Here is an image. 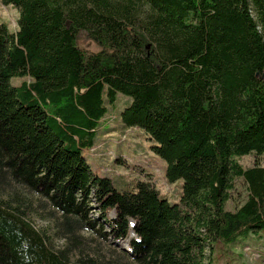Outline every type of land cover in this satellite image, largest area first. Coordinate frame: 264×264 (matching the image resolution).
<instances>
[{
	"label": "trees",
	"instance_id": "16d2710c",
	"mask_svg": "<svg viewBox=\"0 0 264 264\" xmlns=\"http://www.w3.org/2000/svg\"><path fill=\"white\" fill-rule=\"evenodd\" d=\"M0 1L20 10L16 31L0 23V264H213L208 245L264 232V164L239 161L264 154V0ZM120 93L122 127L146 132L178 199L150 178L119 189L83 154ZM8 178L49 204L66 246ZM238 179L247 200L229 210Z\"/></svg>",
	"mask_w": 264,
	"mask_h": 264
},
{
	"label": "rangeland",
	"instance_id": "374dc122",
	"mask_svg": "<svg viewBox=\"0 0 264 264\" xmlns=\"http://www.w3.org/2000/svg\"><path fill=\"white\" fill-rule=\"evenodd\" d=\"M19 18L20 10L18 7L12 4L5 5L0 1V23H5L9 31L14 32L18 29ZM79 45L91 52L100 50V46L89 39L85 33H81ZM21 81L22 79L18 77L11 79L13 84H19ZM131 101V98L124 96V94H119L116 108L113 109L110 106V111L99 122L96 146L93 150H84L83 154L87 157L95 172L112 177L115 186L119 189L132 188L138 180L150 178L161 193L169 197L172 196V199L176 200L180 190L182 191L183 180L170 183L166 179L167 162L154 153L152 150L153 141L150 140L143 129L122 127L121 112ZM119 156L122 159L121 162L115 161V158ZM239 161L245 167H251L255 164L261 165L264 164V154L257 155L252 153L239 158ZM116 180H119V183ZM8 181H10L9 178ZM10 182L13 185V189H16L12 193V201L17 206H25L22 208L25 209L24 211L30 220L39 230L45 232L53 247L63 248V246H66V242L55 234L54 223L58 220V215L50 208L49 204L43 203L38 195L30 193L21 187H15L14 183ZM9 191L11 190L6 189L4 183L1 182L0 194L3 195ZM16 192L17 195L14 197ZM247 194L245 182L241 179L236 180L234 188L230 192L227 209L235 210L241 206L247 200ZM83 233L87 236L91 235L86 232ZM133 235L135 237V234ZM96 243L108 247L97 238ZM95 245L93 243V246ZM116 245L120 249L130 248L129 240L119 241ZM218 245L220 246V244ZM211 247V245H208L205 248V254L206 260H211L213 264H229L230 262L231 264H264V232L261 231L249 233L245 236L239 235L237 241L230 245L231 254L223 251L220 247L217 248L216 246L214 249H211ZM102 252L108 254L109 250Z\"/></svg>",
	"mask_w": 264,
	"mask_h": 264
}]
</instances>
